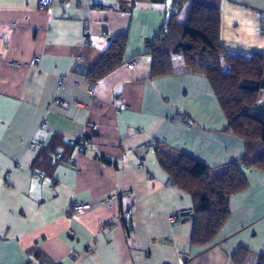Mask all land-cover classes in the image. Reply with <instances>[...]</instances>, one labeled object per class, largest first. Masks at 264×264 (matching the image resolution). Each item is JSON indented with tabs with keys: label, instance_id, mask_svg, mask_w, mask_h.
I'll return each instance as SVG.
<instances>
[{
	"label": "crops",
	"instance_id": "crops-1",
	"mask_svg": "<svg viewBox=\"0 0 264 264\" xmlns=\"http://www.w3.org/2000/svg\"><path fill=\"white\" fill-rule=\"evenodd\" d=\"M39 1L0 0V264H232L239 249L258 264L264 170L241 167L246 188L229 197L213 240L194 245L191 197L158 162L157 145L208 169L245 150L224 131L208 81L185 72L180 56L173 74L151 76L149 42L172 0ZM118 36L127 38L123 63L91 97L88 74ZM219 43L264 54V0H221ZM254 116L264 125V96ZM35 142L44 149L30 150ZM73 201L91 208L66 215Z\"/></svg>",
	"mask_w": 264,
	"mask_h": 264
},
{
	"label": "trees",
	"instance_id": "trees-1",
	"mask_svg": "<svg viewBox=\"0 0 264 264\" xmlns=\"http://www.w3.org/2000/svg\"><path fill=\"white\" fill-rule=\"evenodd\" d=\"M220 3L221 0H172L165 24L149 42L151 76L173 74L171 57L180 56L185 72L208 81L227 119L224 131L245 143L239 160L215 169L204 168L183 153L157 145L158 162L170 184L191 197V243L194 245L213 240L227 219L229 197L246 188L241 167L264 170V125L254 116L264 96V54L230 50L220 45ZM126 39L118 36L111 41L88 74L92 83L122 65ZM62 159L61 156L57 162ZM248 256L247 250L239 249L232 264H245ZM258 264H264V258Z\"/></svg>",
	"mask_w": 264,
	"mask_h": 264
},
{
	"label": "built area",
	"instance_id": "built-area-1",
	"mask_svg": "<svg viewBox=\"0 0 264 264\" xmlns=\"http://www.w3.org/2000/svg\"><path fill=\"white\" fill-rule=\"evenodd\" d=\"M52 4V1H49V0H41L39 1V6L41 7H46L48 5H51ZM134 64V61H130L128 62V66H132ZM65 81V78L61 77L59 78L58 80V85L61 86ZM94 84L95 83H92L91 85V88L88 90V94L89 96L93 97V91H94ZM43 127H45V124H43ZM29 149L30 150H33V151H38V150H41L43 149V145L41 142H35V143H32L29 145ZM85 149H86V143L84 140H81L77 143L76 145V148H75V154L76 156L77 155H80V154H83L85 152ZM61 156L56 154L55 155V160L58 161L60 160ZM38 177H42L41 175H37ZM91 208V206L89 204H83V203H80V202H77V201H73L72 203H70L66 209H65V214L66 215H82L84 214L85 212L89 211ZM176 217L177 216H170L169 217V222L172 224V223H175L176 221ZM129 216L126 215L125 216V219H128ZM87 253H91V247H87ZM80 258V256L78 254H75V253H69L67 255V260H70V261H76Z\"/></svg>",
	"mask_w": 264,
	"mask_h": 264
}]
</instances>
